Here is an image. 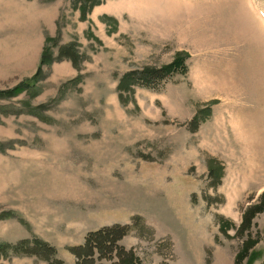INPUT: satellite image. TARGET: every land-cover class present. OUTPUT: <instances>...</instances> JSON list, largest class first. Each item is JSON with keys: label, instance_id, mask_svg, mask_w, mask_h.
<instances>
[{"label": "rangeland", "instance_id": "374dc122", "mask_svg": "<svg viewBox=\"0 0 264 264\" xmlns=\"http://www.w3.org/2000/svg\"><path fill=\"white\" fill-rule=\"evenodd\" d=\"M247 1L264 23V0H0V264H77L114 224L135 264H263L264 27Z\"/></svg>", "mask_w": 264, "mask_h": 264}, {"label": "trees", "instance_id": "16d2710c", "mask_svg": "<svg viewBox=\"0 0 264 264\" xmlns=\"http://www.w3.org/2000/svg\"><path fill=\"white\" fill-rule=\"evenodd\" d=\"M45 60L46 58H44V61ZM40 71L41 68H39L34 77L19 83L18 86L14 87L10 91H4V94L6 96L11 94L16 95L23 89L33 87L36 83L35 81L37 80V77L40 74ZM140 74L142 75L140 81L145 85L150 84V82L154 79L161 80L170 77L169 73H167L165 70H142ZM128 231L129 226L114 224L88 233L84 244L80 247H77L76 251H74L79 260L77 264H89L95 262V259L93 258L95 253H97L98 257L109 255L110 258H113V256H115L116 261H112L110 264H135V262L138 260V257L135 255L133 249H125L118 243L119 240L128 233ZM49 261L53 262L54 264H62V262L57 259H51Z\"/></svg>", "mask_w": 264, "mask_h": 264}, {"label": "bare ground", "instance_id": "6f19581e", "mask_svg": "<svg viewBox=\"0 0 264 264\" xmlns=\"http://www.w3.org/2000/svg\"><path fill=\"white\" fill-rule=\"evenodd\" d=\"M247 3H248V1H247ZM247 7L249 8V11H250V13H254V11H253V9L250 7V5H249V3L247 4ZM253 15H255V17H256V14L254 13ZM258 22H259V24L262 26V27H264V23L262 22V21H260L259 19H258V17H256L255 18ZM242 23V22H241ZM245 27L247 28V25L245 24ZM260 27V26H259ZM261 30V29H260ZM264 30V29H263Z\"/></svg>", "mask_w": 264, "mask_h": 264}]
</instances>
